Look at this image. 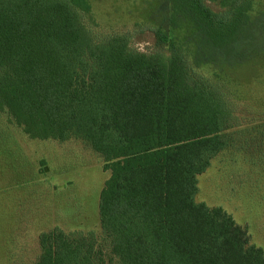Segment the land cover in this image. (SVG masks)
<instances>
[{
    "label": "trees",
    "instance_id": "1",
    "mask_svg": "<svg viewBox=\"0 0 264 264\" xmlns=\"http://www.w3.org/2000/svg\"><path fill=\"white\" fill-rule=\"evenodd\" d=\"M170 1L216 48L238 41L243 0ZM88 6L0 0V113L31 139L83 141L110 171L102 235L44 232L35 264H264L246 226L195 201L199 176L241 119L228 90L178 55L121 36L96 42L82 18ZM157 37L174 47L164 31Z\"/></svg>",
    "mask_w": 264,
    "mask_h": 264
},
{
    "label": "rangeland",
    "instance_id": "2",
    "mask_svg": "<svg viewBox=\"0 0 264 264\" xmlns=\"http://www.w3.org/2000/svg\"><path fill=\"white\" fill-rule=\"evenodd\" d=\"M88 3L82 18L96 42L121 36L140 51L178 55L191 74L228 90L241 119L199 176L195 201L223 208L264 250V0L242 1L246 21L228 49L216 48L170 0ZM158 31L174 47L160 43ZM104 166L83 141L31 139L0 113V264H35L40 235L55 228L100 237Z\"/></svg>",
    "mask_w": 264,
    "mask_h": 264
}]
</instances>
